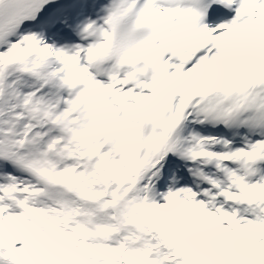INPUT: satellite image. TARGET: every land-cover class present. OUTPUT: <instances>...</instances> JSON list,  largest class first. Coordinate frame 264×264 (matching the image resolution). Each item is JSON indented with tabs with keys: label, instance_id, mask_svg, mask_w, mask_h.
I'll list each match as a JSON object with an SVG mask.
<instances>
[{
	"label": "snow or ice",
	"instance_id": "6c2138e0",
	"mask_svg": "<svg viewBox=\"0 0 264 264\" xmlns=\"http://www.w3.org/2000/svg\"><path fill=\"white\" fill-rule=\"evenodd\" d=\"M0 264H264V0H0Z\"/></svg>",
	"mask_w": 264,
	"mask_h": 264
}]
</instances>
